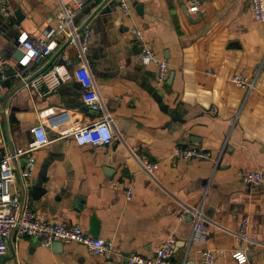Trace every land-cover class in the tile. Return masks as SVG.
I'll return each instance as SVG.
<instances>
[{
    "label": "crops",
    "instance_id": "1",
    "mask_svg": "<svg viewBox=\"0 0 264 264\" xmlns=\"http://www.w3.org/2000/svg\"><path fill=\"white\" fill-rule=\"evenodd\" d=\"M76 7L75 26L91 33L87 64L103 111L84 106V88L76 79L48 91L42 83L48 69L10 97L25 82L14 76L19 31L42 37L56 26L63 8ZM189 7V0H133L130 15H124L117 0H0V50L10 59V78L0 84V158L26 148L31 129L43 125L50 143L34 154L26 193L19 170L15 183L39 219L90 233L95 216V238L112 241L123 256L136 251L153 258L173 239L170 264H201L204 251L215 254V264H238L234 251L245 252L247 264H264V183L250 186L241 180L246 172H264V23L255 20L252 0H201L197 13ZM18 9L22 22L15 16ZM134 27L156 58L168 63L164 85L157 84V65L142 64ZM67 40L57 36L48 61ZM77 55L72 44L52 66L66 64L73 73L80 66ZM48 61L34 63L25 80ZM238 74L256 79L252 93L231 82ZM107 114L115 143L79 147L74 131ZM178 145L224 152L215 167L212 161L173 159ZM139 159L157 165L154 177ZM25 161L19 158L18 167ZM184 211L189 214L182 219ZM244 217L251 223L247 239L237 235ZM0 264L126 262L93 256L79 244L58 249L13 237Z\"/></svg>",
    "mask_w": 264,
    "mask_h": 264
},
{
    "label": "built area",
    "instance_id": "2",
    "mask_svg": "<svg viewBox=\"0 0 264 264\" xmlns=\"http://www.w3.org/2000/svg\"><path fill=\"white\" fill-rule=\"evenodd\" d=\"M133 0H120L119 7L124 15H130V3ZM201 0H189L191 13L199 11ZM81 3L78 4V7ZM5 10L8 3L3 5ZM255 20L264 23V0H252ZM79 8L70 10L63 8L56 15V26L49 29L42 37H32L26 30H20L16 38V49L23 53V57L17 61L18 69L15 71V78L25 81L30 67L37 62L48 61L53 55L56 38L63 34L66 39H71L73 45L78 47V58L80 66L73 73L66 64L51 66L43 75L42 83L48 91L57 90L62 85L78 80L83 88L82 101L84 106L90 111H103V104L94 76L87 64V52L89 50L91 33L85 28L79 32V28L74 24V18ZM132 36L139 45L141 51V62L145 66L157 65L158 75L157 84L164 85L168 79V63L156 58V54L144 38L142 31L138 27L132 29ZM10 59L0 50V84L7 81L10 75L6 72L9 67ZM231 82L237 87L243 88L247 94L252 93L256 88V79L247 75L238 74L231 78ZM33 140L26 148L18 149L14 155L0 158V257L8 252V240L15 237L33 238L40 242L43 247H51L54 243L63 245L79 244L85 246L93 256L105 260H124L126 264H170L176 250L174 240L168 239L158 250L153 258H147L139 252L133 251L123 256L118 251L113 242L102 238H95L78 225L69 226L65 223L43 221L31 209L29 200L26 196L23 198L21 190L15 187L17 181V168H19L20 177L24 190L28 187L30 179L33 177L36 158L35 153L46 147L50 143L48 133L43 125H37L30 131ZM74 139L79 147H90L92 149L107 148L112 146L117 140V136L111 125V117L107 114L101 121L86 127H81L74 131ZM204 147H184L176 146L173 152V159L191 162L195 160L212 161L217 167L221 156ZM25 157L26 161L23 167H18V159ZM143 169L154 177L157 165L147 159H139ZM246 185L256 186L264 183V172L252 171L246 172L241 178ZM26 193V190H25ZM132 191H129L128 198L132 197ZM187 214L184 211L181 214L183 219ZM197 231L202 230L199 211H196ZM250 218L244 217L241 220L237 235L242 239H247L250 231ZM232 258L238 264H247L248 255L242 251H234ZM201 264H215V254L211 251H204L200 256Z\"/></svg>",
    "mask_w": 264,
    "mask_h": 264
},
{
    "label": "water",
    "instance_id": "3",
    "mask_svg": "<svg viewBox=\"0 0 264 264\" xmlns=\"http://www.w3.org/2000/svg\"><path fill=\"white\" fill-rule=\"evenodd\" d=\"M117 1H118V3H120V0H117ZM100 9H102V7H101ZM100 9H98V10L96 11V13H97ZM15 16H16V18H17V20H18L19 22H22L23 19H24V14H23V12H22L21 9H18L17 11H15ZM83 28H84V27H81V28L79 29V32H81V30H82ZM72 44H73V43H72V40H71V39H68L67 42H66V44H65L64 47L58 52V54H57L55 57H53V59H51L50 61H48V63L46 64L45 67H43V68H42L41 70H39L37 73H35V74L32 75L31 77H29L27 80H25V82L22 83V84L20 85V87H18V88L15 89L14 91H12L10 97H11L16 91H18L19 89H21L26 83H29L30 81H32L33 79H35L36 77H38L39 75H41L44 71H46L47 69H49V68L52 66V64L55 62L56 58H57V57H58V56L64 51V49H65L66 47L72 45ZM77 56H78V55H77ZM22 57H23V53L20 52V51H17V53H16V55H15L14 58H15L17 61H19ZM78 63H79V58H78ZM1 113L5 114V109H2V110H1ZM6 122H7V121H4V131H5L6 135H7V138H9V136H8V132H7V128H6ZM13 155H14V154H13ZM17 170H19V168H17ZM89 232H90L89 234H90L91 236H93V237H97V236H98V221H97V219H96L95 216H93V217L91 218V228H90V231H89ZM53 245H54V247H56V248H58V249H61V248L63 247V244H62V243H54Z\"/></svg>",
    "mask_w": 264,
    "mask_h": 264
}]
</instances>
